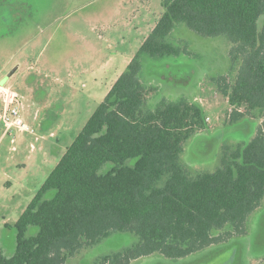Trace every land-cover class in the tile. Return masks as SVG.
Here are the masks:
<instances>
[{
	"label": "trees",
	"instance_id": "obj_1",
	"mask_svg": "<svg viewBox=\"0 0 264 264\" xmlns=\"http://www.w3.org/2000/svg\"><path fill=\"white\" fill-rule=\"evenodd\" d=\"M161 5L151 32L14 223V253L0 251V264H66L116 232L137 241L93 264L154 253L179 259L245 233L264 198V0ZM178 22L228 38L234 68L212 80L230 106L227 120H262L249 141L223 146L214 170L196 174L180 155L207 128L202 106L186 97L150 106L156 87L142 74L146 59L181 54L167 39ZM105 163L111 167L101 172ZM29 226L38 228L34 235H26Z\"/></svg>",
	"mask_w": 264,
	"mask_h": 264
},
{
	"label": "rangeland",
	"instance_id": "obj_2",
	"mask_svg": "<svg viewBox=\"0 0 264 264\" xmlns=\"http://www.w3.org/2000/svg\"><path fill=\"white\" fill-rule=\"evenodd\" d=\"M161 1L0 0V81L21 96L22 117L32 128L9 133L0 120V251L6 256L15 250L14 223L155 26ZM167 39L182 52L143 62L144 79L156 87L149 105L181 97L200 103L207 128L184 143L180 159L195 174L214 170L223 146L249 141L261 119L227 120L230 106L212 82L234 68L227 37L202 36L178 22ZM110 167L105 163L101 172ZM37 230L29 226L26 235ZM136 241L116 232L66 264H93ZM130 264H264V198L242 235L187 257L154 253Z\"/></svg>",
	"mask_w": 264,
	"mask_h": 264
},
{
	"label": "built area",
	"instance_id": "obj_3",
	"mask_svg": "<svg viewBox=\"0 0 264 264\" xmlns=\"http://www.w3.org/2000/svg\"><path fill=\"white\" fill-rule=\"evenodd\" d=\"M0 120L9 133L15 130L32 132L21 113V96L11 87L0 83Z\"/></svg>",
	"mask_w": 264,
	"mask_h": 264
},
{
	"label": "crops",
	"instance_id": "obj_4",
	"mask_svg": "<svg viewBox=\"0 0 264 264\" xmlns=\"http://www.w3.org/2000/svg\"><path fill=\"white\" fill-rule=\"evenodd\" d=\"M0 83L1 84H4V83H2V81H0ZM206 120H208V118L206 119ZM262 120H260V122H261ZM214 245H212V246H210L209 248H207V249H210L211 247H213ZM206 250V249H205ZM204 251V250H203Z\"/></svg>",
	"mask_w": 264,
	"mask_h": 264
}]
</instances>
